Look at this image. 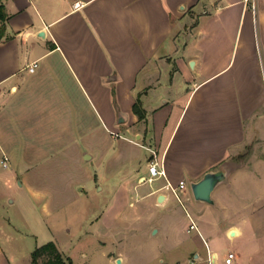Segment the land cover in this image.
<instances>
[{
	"label": "crops",
	"instance_id": "crops-1",
	"mask_svg": "<svg viewBox=\"0 0 264 264\" xmlns=\"http://www.w3.org/2000/svg\"><path fill=\"white\" fill-rule=\"evenodd\" d=\"M0 5V161L18 152L41 214L93 186L112 197L90 221L107 264H264V0ZM152 150L165 175L147 181ZM222 164L213 203L195 200L190 182ZM180 182L192 230L167 206ZM0 264H20L1 243Z\"/></svg>",
	"mask_w": 264,
	"mask_h": 264
},
{
	"label": "rangeland",
	"instance_id": "rangeland-1",
	"mask_svg": "<svg viewBox=\"0 0 264 264\" xmlns=\"http://www.w3.org/2000/svg\"><path fill=\"white\" fill-rule=\"evenodd\" d=\"M19 168L17 151L10 157L7 168L0 163V216L3 218L2 220L0 218V243L4 249L15 255L20 264H27L32 251L37 246L53 242L60 245L72 264H107L105 252L113 251L114 247L102 245L98 241L97 223L90 221L93 220L92 217L100 213L102 208L111 203L112 197L106 192L96 191L93 186L88 194H84L78 191L81 187L79 185L76 187L77 196L60 198L55 210L44 216L29 199L24 185L21 184L22 179L18 176ZM180 194L179 199L174 197L167 206L175 210L173 211L174 222L180 231L183 228L190 230V222L184 215L185 210L188 211L185 200L186 191ZM9 199H12L13 203H9ZM179 203L180 207L183 206L185 209H182L184 217L177 211ZM160 208L163 210L164 207ZM161 209L152 214H161ZM133 236L132 239L135 240L136 245L125 246L127 249H133L131 253L138 254L140 251L143 252L144 248L150 247V244L144 241L146 237L140 229ZM46 257L45 254L39 262Z\"/></svg>",
	"mask_w": 264,
	"mask_h": 264
},
{
	"label": "water",
	"instance_id": "water-1",
	"mask_svg": "<svg viewBox=\"0 0 264 264\" xmlns=\"http://www.w3.org/2000/svg\"><path fill=\"white\" fill-rule=\"evenodd\" d=\"M39 36H43V32H40ZM190 65H192V62ZM227 172L226 165L222 164L217 170L208 171L199 180L190 182L189 187L193 198L197 201L212 204L211 192L219 183L225 181ZM162 198L163 195H160L158 201H161ZM155 232L156 229L152 233ZM116 263L120 264V258L116 259Z\"/></svg>",
	"mask_w": 264,
	"mask_h": 264
},
{
	"label": "trees",
	"instance_id": "trees-1",
	"mask_svg": "<svg viewBox=\"0 0 264 264\" xmlns=\"http://www.w3.org/2000/svg\"><path fill=\"white\" fill-rule=\"evenodd\" d=\"M6 15L3 13V7L0 5V39L4 37ZM133 111L141 116L137 102L133 104ZM47 255L46 259L39 262L42 256ZM31 264H72L70 258L64 256L62 252L59 251L55 243L47 242L40 246H37L31 253Z\"/></svg>",
	"mask_w": 264,
	"mask_h": 264
},
{
	"label": "built area",
	"instance_id": "built-area-1",
	"mask_svg": "<svg viewBox=\"0 0 264 264\" xmlns=\"http://www.w3.org/2000/svg\"><path fill=\"white\" fill-rule=\"evenodd\" d=\"M256 2L257 0H243V4L249 7L252 12H254L256 9ZM35 65H36V62H33L32 66L28 67V70L33 71V68L35 67ZM151 152L153 153V159L150 161L149 166H148V177L146 178L147 181H151L155 178L165 175L164 168L160 164H158V162L155 159V151L152 150ZM6 161H7V157L3 156L2 160L0 161L2 166L7 165ZM183 187H184V183L180 182L177 187L169 186V189L171 190V192L174 194L176 198H179L178 190L182 189ZM189 227L190 229L195 228V225L192 221ZM232 258H233V253L229 252L227 254V257L225 258V263H230ZM208 263L211 264L210 257L208 258Z\"/></svg>",
	"mask_w": 264,
	"mask_h": 264
}]
</instances>
